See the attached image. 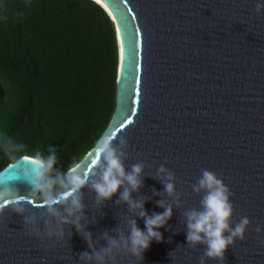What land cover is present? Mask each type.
<instances>
[{
    "label": "water",
    "instance_id": "obj_1",
    "mask_svg": "<svg viewBox=\"0 0 264 264\" xmlns=\"http://www.w3.org/2000/svg\"><path fill=\"white\" fill-rule=\"evenodd\" d=\"M97 1L114 24L118 46L115 107L104 132L126 138V169L145 165L132 198H144L149 215L163 211L159 200L173 206L159 229L162 240L151 242L142 264H197L203 247L186 245L183 213L199 207L191 185L202 169L231 190L232 220L250 221L244 239L225 250L224 264H264L258 243L264 239V12L255 13L256 0ZM83 159L90 163L92 148ZM161 164L176 177L178 204L156 178ZM19 190L27 192L23 185ZM83 191L94 242L103 244L100 234L114 235L118 225L126 230L125 216L144 228L126 204L115 203L119 190L98 211L93 194ZM66 231L65 246L45 249L19 216L6 212L0 215V264H76L88 245Z\"/></svg>",
    "mask_w": 264,
    "mask_h": 264
},
{
    "label": "clouds",
    "instance_id": "obj_2",
    "mask_svg": "<svg viewBox=\"0 0 264 264\" xmlns=\"http://www.w3.org/2000/svg\"><path fill=\"white\" fill-rule=\"evenodd\" d=\"M254 11L257 15L264 12V0H256ZM127 149L124 136L102 132L93 142L90 163L73 157L72 163L61 170L56 149L49 146L47 154L42 150L29 151L23 142L0 132V154L6 160L0 167V215L7 212L19 216L22 228L31 237L46 242L45 249L57 244L65 246L71 236L66 229L70 227L88 245L79 253L76 264H142L143 253L151 242L162 240L159 229L171 218L173 206L159 200L157 206L163 211L149 215L144 209V198H132V193L141 187L145 165L137 162L126 169ZM156 178L161 179L164 192L178 204L180 194L176 192L174 173L161 164ZM19 185L25 186L26 194H21ZM84 189L93 194L92 208L97 211L119 190L115 203L126 204L129 214L143 219L144 228L125 216L126 230L118 225L114 235L100 234L103 244L94 242L86 230ZM191 191L200 194V200L198 208L183 213L186 245L193 249L203 247L197 264H224L225 250L244 239L250 221L246 216L238 222L232 220L233 194L215 172L202 169ZM261 231L258 224L255 232ZM258 243L264 247V239Z\"/></svg>",
    "mask_w": 264,
    "mask_h": 264
},
{
    "label": "trees",
    "instance_id": "obj_3",
    "mask_svg": "<svg viewBox=\"0 0 264 264\" xmlns=\"http://www.w3.org/2000/svg\"><path fill=\"white\" fill-rule=\"evenodd\" d=\"M117 67L114 24L95 1L0 0V132L56 149L61 170L106 129Z\"/></svg>",
    "mask_w": 264,
    "mask_h": 264
},
{
    "label": "snow or ice",
    "instance_id": "obj_4",
    "mask_svg": "<svg viewBox=\"0 0 264 264\" xmlns=\"http://www.w3.org/2000/svg\"><path fill=\"white\" fill-rule=\"evenodd\" d=\"M127 121H128V118L125 119L122 123H120V126H121V127H124V125H125V123H127Z\"/></svg>",
    "mask_w": 264,
    "mask_h": 264
},
{
    "label": "bare ground",
    "instance_id": "obj_5",
    "mask_svg": "<svg viewBox=\"0 0 264 264\" xmlns=\"http://www.w3.org/2000/svg\"><path fill=\"white\" fill-rule=\"evenodd\" d=\"M93 1H95L96 3H98L101 7H103L106 10V8L99 1H97V0H93Z\"/></svg>",
    "mask_w": 264,
    "mask_h": 264
}]
</instances>
